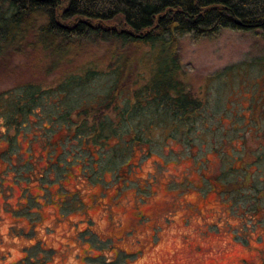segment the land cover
<instances>
[{
  "label": "rangeland",
  "instance_id": "1",
  "mask_svg": "<svg viewBox=\"0 0 264 264\" xmlns=\"http://www.w3.org/2000/svg\"><path fill=\"white\" fill-rule=\"evenodd\" d=\"M180 59L202 105L188 124L145 106L135 137L123 121L93 141L75 116L97 107L104 73L34 104L14 139L0 124V264H264V39L184 38ZM79 63L46 75L18 58L0 67V92L52 87L90 63L106 72L109 58Z\"/></svg>",
  "mask_w": 264,
  "mask_h": 264
},
{
  "label": "trees",
  "instance_id": "2",
  "mask_svg": "<svg viewBox=\"0 0 264 264\" xmlns=\"http://www.w3.org/2000/svg\"><path fill=\"white\" fill-rule=\"evenodd\" d=\"M223 30L264 39V0H0V67L22 58L51 75L82 66L88 54L109 58L106 72L90 63L52 87L28 83L0 92V124L15 129L14 139L16 124L36 113L34 104L56 92L70 95L99 73L108 80L103 98L75 116V129L93 141L115 136L114 123L123 121L135 137L131 114L145 106L162 110L166 122L170 116L177 126L188 124L202 105L181 79V40H212ZM101 108L107 113L97 119Z\"/></svg>",
  "mask_w": 264,
  "mask_h": 264
},
{
  "label": "water",
  "instance_id": "3",
  "mask_svg": "<svg viewBox=\"0 0 264 264\" xmlns=\"http://www.w3.org/2000/svg\"><path fill=\"white\" fill-rule=\"evenodd\" d=\"M239 23V22H238Z\"/></svg>",
  "mask_w": 264,
  "mask_h": 264
}]
</instances>
